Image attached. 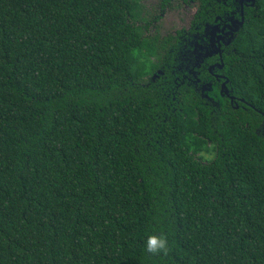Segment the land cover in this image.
Returning <instances> with one entry per match:
<instances>
[{"label": "trees", "instance_id": "16d2710c", "mask_svg": "<svg viewBox=\"0 0 264 264\" xmlns=\"http://www.w3.org/2000/svg\"><path fill=\"white\" fill-rule=\"evenodd\" d=\"M142 7L0 0V264H264L261 116L146 85L171 42ZM231 48L220 71L264 111V0Z\"/></svg>", "mask_w": 264, "mask_h": 264}, {"label": "flooded vegetation", "instance_id": "af4514ba", "mask_svg": "<svg viewBox=\"0 0 264 264\" xmlns=\"http://www.w3.org/2000/svg\"><path fill=\"white\" fill-rule=\"evenodd\" d=\"M239 1L213 0L215 6L222 8V12L215 14L212 19L208 20L200 18L198 15V6H200L198 0H189L186 3L175 1L172 2V7L167 5L163 8H161V2L157 0L159 6H156L148 22H141L144 35L151 37V35L157 34L161 40H170L171 44L165 45V49L168 48V56H165L164 50L159 60L155 59L154 56L152 57L157 67L150 74H147L144 80L146 85L149 82H156L166 98H169L171 93L180 97L181 94L185 95L189 91L198 92L201 96L199 103L203 109H208L212 120L217 115H222L223 111H227L229 107L234 110L243 109L250 115L256 113L261 116V121L256 130L263 137L264 111L237 96L229 79L220 71L221 69L209 68L221 60L219 53L204 57L203 60H199L197 66H195L196 61L193 55L194 50L199 48L201 50L200 46L208 45L211 38L219 46L223 66V55L236 52L234 48H231L233 40L228 44L226 43L227 35L225 33L231 24L230 17L240 18L241 4ZM245 3L246 0L243 1L244 8L246 7ZM177 11L181 13L180 16L184 19L178 16ZM166 12L175 13L177 16L176 21L172 24L173 27L167 30L160 21ZM228 48L231 50L227 51ZM224 81L225 87H222Z\"/></svg>", "mask_w": 264, "mask_h": 264}, {"label": "water", "instance_id": "95a60500", "mask_svg": "<svg viewBox=\"0 0 264 264\" xmlns=\"http://www.w3.org/2000/svg\"><path fill=\"white\" fill-rule=\"evenodd\" d=\"M243 1L244 0H240V4H241V8H240V18H234L233 16H231V24L229 25V30L225 33L227 35V41L226 43L228 44L230 41H232L234 39V34L240 29V27L243 25L244 23V5H243ZM255 0H246L245 6H253L254 5ZM205 46H200L202 49L200 50H194L193 51V55H194V59L196 61L195 66L198 65V62H200L199 60H203L204 57L206 56H210L214 53H219V57H220V61L215 64L210 66L209 68L212 67H217L218 69H222L223 67V63H222V58H221V53L220 50L218 49L219 46L216 45V41H214L212 38L210 39L209 44H204ZM192 55V57H193ZM191 57V56H190ZM222 87H225V81L222 83Z\"/></svg>", "mask_w": 264, "mask_h": 264}, {"label": "rangeland", "instance_id": "374dc122", "mask_svg": "<svg viewBox=\"0 0 264 264\" xmlns=\"http://www.w3.org/2000/svg\"><path fill=\"white\" fill-rule=\"evenodd\" d=\"M139 1H140V4L143 6L140 16L143 17L144 19L147 18L146 20H148L153 15V12L156 9L157 0H139ZM177 13H178V16L182 18L180 16L181 13L179 11H177ZM161 18H162L160 20L161 25H163V27L167 30L173 27L172 24L176 21L177 16L175 15V13L166 12L165 15Z\"/></svg>", "mask_w": 264, "mask_h": 264}, {"label": "clouds", "instance_id": "9594fccd", "mask_svg": "<svg viewBox=\"0 0 264 264\" xmlns=\"http://www.w3.org/2000/svg\"><path fill=\"white\" fill-rule=\"evenodd\" d=\"M144 246L148 252L155 253L165 249L166 241L163 236L148 235L144 242Z\"/></svg>", "mask_w": 264, "mask_h": 264}]
</instances>
